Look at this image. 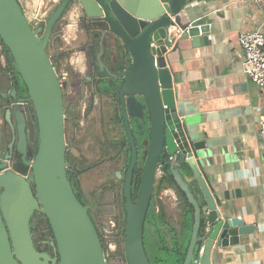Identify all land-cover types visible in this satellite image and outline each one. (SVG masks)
Wrapping results in <instances>:
<instances>
[{"label": "water", "instance_id": "95a60500", "mask_svg": "<svg viewBox=\"0 0 264 264\" xmlns=\"http://www.w3.org/2000/svg\"><path fill=\"white\" fill-rule=\"evenodd\" d=\"M191 5V0H60L49 15L40 38V29L31 26L18 0H0V37L9 47L28 90V99L37 117L39 140L32 158L27 151L25 117L17 114L16 155L31 171L33 182L28 175L9 168L0 172V264L109 263L89 212L91 206L79 200L68 177L60 75L47 52L53 28L71 8L80 11L84 21L92 23L93 32L107 39L108 47L125 51L132 62L122 94L126 129L132 146L124 186L126 264H151L144 245V225L158 164L162 159L165 163L172 161L175 156L174 180L194 210L191 240L182 264L191 263L202 218L206 226L207 219L178 167L188 164L194 169L192 161L200 159L203 140L188 128L185 107L178 97L166 61L167 48L176 38L175 31L188 34L195 46L209 43L210 26L197 23L200 18L189 13ZM136 95H141L143 100L136 103ZM124 96L128 97L127 101ZM23 101V98H17L18 104L14 107ZM5 120L12 126L11 110L5 112ZM133 133L145 137L144 143L148 146L141 188L135 202L131 195L137 158ZM14 137L13 133L9 145L11 153L4 157L0 153V158L11 160ZM37 212L48 220L53 231V255L35 247L31 224ZM253 229L234 217L225 222L220 219L209 230L212 239L224 232V236L229 234L240 240V236ZM205 237L201 239L202 243Z\"/></svg>", "mask_w": 264, "mask_h": 264}, {"label": "crops", "instance_id": "0c3cea01", "mask_svg": "<svg viewBox=\"0 0 264 264\" xmlns=\"http://www.w3.org/2000/svg\"><path fill=\"white\" fill-rule=\"evenodd\" d=\"M59 1L19 3L29 21L33 18L37 24ZM191 1L189 13L200 18L197 23L210 26L209 43L195 46L180 31L167 48L166 61L185 107L188 128L203 140L200 159L192 161L194 169L188 164L178 167L207 219L208 234L195 264H264V147L260 135L264 88L245 74L239 43L243 32H264V0ZM46 5V13L38 18ZM79 13L71 8L60 22L66 50L80 49V40L85 39L78 26ZM92 37L97 40L95 46H103L100 34L93 32ZM82 60L80 52L70 54L71 64L81 70ZM165 193L176 199L172 189ZM234 217L253 226L252 232L240 240L224 232L210 238L212 225Z\"/></svg>", "mask_w": 264, "mask_h": 264}, {"label": "flooded vegetation", "instance_id": "af4514ba", "mask_svg": "<svg viewBox=\"0 0 264 264\" xmlns=\"http://www.w3.org/2000/svg\"><path fill=\"white\" fill-rule=\"evenodd\" d=\"M48 15L45 20L41 19L37 24L31 22L32 25L36 27L41 22L47 23ZM61 20L62 18L59 20V23ZM78 26L79 29H83L85 34V39L80 40L82 44V46L79 45L80 49H64L63 40L61 39L62 35H60V37L58 36L60 47H58L55 53L57 55L61 54V56L57 60L54 54L55 62L52 61L57 74L60 75L63 93L65 111L64 133L66 160L69 163L68 169L80 171L79 177L84 190L82 194L85 201L84 205L91 206L89 210L91 215L92 213L95 214V210L99 212L101 204H104L109 199L112 201L111 205L116 211V216H125L124 186L127 171L131 164L132 146L126 129L122 94L124 79L130 70L132 62L125 51L120 49L115 51L110 46L108 47L107 39L105 38H100L102 47L95 46L97 40H94V37H92L93 25L90 22L84 21V15L81 12L79 13ZM111 44L113 45L112 42ZM97 47H99L98 50H96ZM77 51L83 54V70L71 64L69 57L66 58L71 53H76ZM3 59L5 60L4 56ZM65 60L66 64L64 63ZM121 74H123L122 77H120ZM12 78V74L4 73L1 77L0 87H4V83L12 82ZM7 97L4 96L6 99L2 98L3 107L0 108L3 111L5 124L2 131H0V149L3 157L11 153L9 145L12 142L13 133L15 137L12 156L17 154L16 146L18 143L16 121L14 122V119H12L11 126L5 120L6 110L11 108L15 103L14 100L9 102ZM124 97L125 101H127L128 97ZM19 98L23 97L19 96ZM23 99L22 106L26 110L30 106V100L28 97ZM135 99L136 103L138 100H143L141 95H136ZM27 133L29 139L27 151H29L28 146L32 145L29 125ZM133 135L137 148V158L132 175L131 195L132 200L135 202L141 188L148 146L144 143L145 137L142 135H140L142 138L137 137L135 133ZM164 161V159L161 160L158 164V169L159 165ZM158 172L157 170V175ZM28 178L32 182L29 175ZM93 180H96L97 187L86 189L84 184ZM96 197H99L98 200L101 204L94 201ZM151 204L152 199L149 209ZM96 205L97 208L95 207ZM36 216L44 218L41 213L37 212L33 220ZM43 242L47 246L41 252H48L50 255H53L52 239L44 237ZM119 257L125 259V255L123 256V254L119 255Z\"/></svg>", "mask_w": 264, "mask_h": 264}, {"label": "trees", "instance_id": "16d2710c", "mask_svg": "<svg viewBox=\"0 0 264 264\" xmlns=\"http://www.w3.org/2000/svg\"><path fill=\"white\" fill-rule=\"evenodd\" d=\"M30 24L33 28L40 29L39 36L40 38H42V36L44 35L46 23L41 22L36 27L33 26L31 22ZM60 28L61 26L58 21V23L53 28L51 39L47 47V52L50 55L53 62H55L54 54L52 52L53 46L60 47L59 37L57 35V33L61 30ZM0 46L2 49V54L5 57V61H6V65L4 67L1 66L0 64V81L4 73L12 74L13 76V78L11 79L12 82L4 83V87L2 88L0 87V98H4V96L5 97L8 96L7 98L9 102L10 101L12 102L13 100L15 101V103L11 106V108L7 110L12 111V116H13L12 119H14V122L16 121L15 124L16 129H17L16 115L17 114L24 115L26 125L27 127L29 125L31 131L30 137H31L32 145L28 146V150H29L28 155L30 154L33 158L36 154L38 141H39L38 123L35 114V109L31 101L29 102L30 106H28L26 110L24 106H22V104L20 106L14 107L15 105L18 104L17 98H19V96L23 98L29 96L28 90L17 69L14 57L9 47L5 44V42L1 37H0ZM60 56L61 54L57 55V53H55V57L57 60L60 58ZM13 93H16L15 94L16 96ZM2 107H3V103L2 101H0V108ZM27 117H28V121H27ZM28 143H29V139H28ZM0 153H1V149H0ZM166 160L168 159L166 158ZM10 161L12 162V164L10 166L11 168L9 169L21 172L24 175H29L33 182V175L31 171L29 170V168L25 167V165L20 162L16 154L11 157ZM176 163H177V159H173L172 161H168L167 163H165V161L162 162L159 165V169H158L159 172L155 179V184L152 194V204L149 209L146 223L144 225V245L151 264H182L185 260L186 253L191 240L193 225L195 221L194 210L190 202L187 200L185 194L177 186L174 180L173 165L174 164L176 165ZM8 166H9L8 161L4 160L3 158H0V172L5 168H8ZM79 176H80V171H75L74 169H68V177L74 187L75 193L79 198V200L83 204H85L82 195L84 193V190L82 188V183L80 181ZM170 189H172L176 194L177 205L175 206V208H172V202L170 201V199L169 200L165 199L166 197L165 192ZM95 207L97 208V205ZM169 208L173 209L174 213L171 214L170 212L172 211H170ZM175 216L176 218H174ZM91 217L99 232V236L101 238L104 251H106L107 246L105 243V239L103 237V232L101 231L100 228V224L98 222L99 225H97L92 215ZM116 221L119 230L117 237H119V241L121 242L122 245L121 248L122 250L119 249L118 255L123 254L124 256L123 244H124V236H125V228H126L125 216L124 215L116 216ZM150 225L156 226V231H155L156 234L155 237L153 238V244H148L147 247L146 242L148 239L146 236V228ZM31 232L35 247L39 251L44 250V248L47 246L43 242L44 237L45 238L49 237L50 239H52V241H54L53 231L51 227L48 225V220L46 218L44 219L42 217L36 216L31 224ZM206 234H207V226L205 224V219L202 218V225L198 236V241L194 245L193 258L190 264H195V259L197 258L200 252V246L202 243L201 239L205 237Z\"/></svg>", "mask_w": 264, "mask_h": 264}, {"label": "built area", "instance_id": "2783aa9c", "mask_svg": "<svg viewBox=\"0 0 264 264\" xmlns=\"http://www.w3.org/2000/svg\"><path fill=\"white\" fill-rule=\"evenodd\" d=\"M255 2L258 0H254ZM181 32L175 31V36L178 37ZM239 43L243 51V65L245 74L258 86L264 88V32L261 30L243 32L239 36ZM1 49V47H0ZM260 135L264 147V119L261 122ZM118 224L114 220L112 228L107 234H104L107 249L105 251L106 258L118 255L121 245L119 237ZM114 235V236H113ZM108 260V259H107Z\"/></svg>", "mask_w": 264, "mask_h": 264}, {"label": "rangeland", "instance_id": "374dc122", "mask_svg": "<svg viewBox=\"0 0 264 264\" xmlns=\"http://www.w3.org/2000/svg\"><path fill=\"white\" fill-rule=\"evenodd\" d=\"M46 10H47V5H46V8L45 9H43L41 12H43V13H41L40 15H39V17L38 18H40L41 16H43L45 13H46ZM31 19V21H32V23L34 22V24H36V22H35V19H33V18H30ZM60 24V26H61V28H62V25H61V23H59ZM62 34V32H61V30L57 33V35L60 37V35ZM1 47V46H0ZM58 49V47H55V46H53V49H52V52H53V54H55V52H56V50ZM73 55H75V54H73ZM69 57V59H70V56H67L66 58H68ZM65 58V59H66ZM68 59V60H69ZM69 62V61H68ZM65 64H66V60H65V62H64ZM0 64H1V66H5V60L3 59V54H2V52H1V49H0ZM77 68V67H76ZM0 101H2V98H0ZM4 126H5V124H4V117H3V111L0 109V131H2V129L4 128ZM2 154V153H1ZM8 163H9V166H8V168H11L10 166H11V164H12V162L11 161H8ZM97 183H96V180H93L92 182H86V184H84V187L86 188V189H92V188H95V187H97V185H96ZM167 192V191H166ZM166 194V193H165ZM169 194L170 193H168V195L166 194V197H165V199H167V200H169L170 199V201L172 202V208H175V206L177 205V201H176V199L174 198L175 196H173L172 198L169 196ZM174 195V194H173ZM98 198L99 197H96L95 199L96 200H94V199H92V200H94L95 202H97V203H100L101 204V202L98 200ZM111 199H112V197H110ZM112 201H110L109 199H107V201L106 202H104V204H101L102 206H101V209L99 210V212H96V210L94 211L95 212V214L97 215V218H96V215L94 214V213H92V215H93V218H94V220H95V222H96V224L97 225H99L100 224V228H101V231L102 232H104V234H107V232L108 231H110L111 230V228H112V222L115 220L116 221V211L113 209V206L111 205L112 203H111ZM168 205V204H167ZM169 210L170 211H172V212H170L171 214L172 213H174L173 212V209H171V208H169ZM174 218H176V216L174 217ZM98 219V220H97ZM98 222H99V224H98ZM117 222V221H116ZM157 227H158V224H157ZM156 226H152V225H150V226H148L147 228H146V236H147V242H146V246L148 247V244H153V238L155 237V234H156ZM114 236V235H113ZM123 247H124V244H123ZM122 248V245H121V247L119 248L120 250H122L121 249ZM150 250V249H149ZM151 252V251H150ZM108 259V262H109V264H125V259H123V258H120L119 257V255H117V254H115V256H113V257H109V258H107Z\"/></svg>", "mask_w": 264, "mask_h": 264}]
</instances>
